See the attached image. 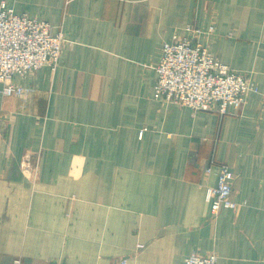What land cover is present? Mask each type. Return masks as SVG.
<instances>
[{
    "label": "crops",
    "instance_id": "0c3cea01",
    "mask_svg": "<svg viewBox=\"0 0 264 264\" xmlns=\"http://www.w3.org/2000/svg\"><path fill=\"white\" fill-rule=\"evenodd\" d=\"M2 3L67 41L56 70L15 77L28 93L0 83V263L264 264V0ZM188 24L213 25L201 41L257 85L243 108L155 99L162 46ZM224 164L238 205L216 216Z\"/></svg>",
    "mask_w": 264,
    "mask_h": 264
},
{
    "label": "built area",
    "instance_id": "2783aa9c",
    "mask_svg": "<svg viewBox=\"0 0 264 264\" xmlns=\"http://www.w3.org/2000/svg\"><path fill=\"white\" fill-rule=\"evenodd\" d=\"M214 31L213 25L206 30L188 24L184 34H174L170 41L163 44L161 61L157 65L155 99L178 103L193 110H218L225 114L230 106L243 107L249 93L258 91L251 77L223 63L201 41L203 34ZM66 41L65 33H54L49 21L19 14L12 6L2 3L0 83L3 84V93L22 96L30 91L14 82L16 76L26 78L45 66L56 70ZM29 163H22V166L26 167ZM38 164L39 158L33 169ZM233 178L227 165L219 167L218 184L209 189L213 197L212 212L216 216L223 208L233 209L238 205L233 198ZM217 263L216 254H192L186 259V264ZM9 264L24 263L21 257H17ZM121 264H127L126 259Z\"/></svg>",
    "mask_w": 264,
    "mask_h": 264
},
{
    "label": "rangeland",
    "instance_id": "374dc122",
    "mask_svg": "<svg viewBox=\"0 0 264 264\" xmlns=\"http://www.w3.org/2000/svg\"><path fill=\"white\" fill-rule=\"evenodd\" d=\"M66 35V34H65ZM65 46V45H64ZM64 48V47H63ZM241 108H243V107H241ZM240 109V108H239Z\"/></svg>",
    "mask_w": 264,
    "mask_h": 264
}]
</instances>
